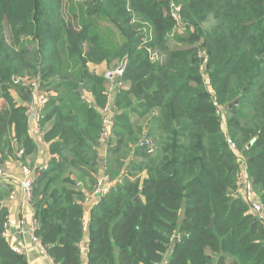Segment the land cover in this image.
Returning a JSON list of instances; mask_svg holds the SVG:
<instances>
[{
    "label": "trees",
    "instance_id": "obj_1",
    "mask_svg": "<svg viewBox=\"0 0 264 264\" xmlns=\"http://www.w3.org/2000/svg\"><path fill=\"white\" fill-rule=\"evenodd\" d=\"M125 56L87 264H264V230L238 192L241 159L264 204V0H0V164L36 150L15 98L29 104L36 81L49 158L30 204L47 255L81 264L104 73ZM11 187L0 185V264H27L1 237Z\"/></svg>",
    "mask_w": 264,
    "mask_h": 264
},
{
    "label": "crops",
    "instance_id": "obj_2",
    "mask_svg": "<svg viewBox=\"0 0 264 264\" xmlns=\"http://www.w3.org/2000/svg\"><path fill=\"white\" fill-rule=\"evenodd\" d=\"M93 68L99 75H102L105 71L102 65L93 66ZM15 98L20 105H23L28 110L30 104L22 102L17 96ZM111 98L114 99V95ZM84 100L91 103V99L87 95L84 96ZM29 109V136L36 143V150L33 154L24 156L23 161L15 157L13 160H9L2 165L0 164L4 173V176L0 178V185L12 186L11 188H13V182L22 178L21 165L32 167L34 165L48 164V145L41 140L39 130L38 118L40 113L35 109L34 105L32 107L30 106ZM98 158V175H100L105 172L106 147L103 145L100 146ZM89 195H87V198L90 197ZM86 204L83 207V223L88 226L91 210L96 205V202L90 199ZM6 207L8 211L5 228L7 233L6 242L10 245L11 249L16 248L22 251L26 256L27 264H48L45 254L31 242L30 225L34 217L30 202L26 200L20 191H16L13 199L6 202ZM88 240V230H86L81 244V264H87L88 261ZM169 254V251L165 253V262L168 260Z\"/></svg>",
    "mask_w": 264,
    "mask_h": 264
},
{
    "label": "built area",
    "instance_id": "obj_3",
    "mask_svg": "<svg viewBox=\"0 0 264 264\" xmlns=\"http://www.w3.org/2000/svg\"><path fill=\"white\" fill-rule=\"evenodd\" d=\"M175 14H172L173 18H176V12H178V9H175ZM116 71H107L104 73V78L107 80L110 84L109 88V95L108 100L102 109L103 114V127L101 129L100 135H99V143L106 147L108 145V138H109V128L112 124L111 118L113 116V98L111 96L115 95V92L117 89H125L126 85L117 79ZM29 91L31 95V102L29 103V107L27 112L30 111V106L32 107L34 105L35 109L38 110L40 113L42 109L47 104V95L40 89V84L36 81H32L29 84ZM146 144H148L146 142ZM231 148H233L232 145H230ZM23 156V150H20L17 153V159L20 160V158ZM238 163L240 165V172H239V183H240V189L239 194L241 198L243 199L244 203L247 206L248 213L254 217L255 220H257L262 229L264 230V204L261 202L258 195L253 190V187L248 179V176L246 174V169L244 167L243 161L241 159H238ZM47 168V164L44 165H34L32 167H29L28 165H21V174L22 178L20 180L14 181V187L13 190H11L9 195V200L13 199L15 192L20 191L23 196L26 198L27 201L30 202L31 200V191H32V184L36 178V176L43 170ZM4 176L3 170L0 167V178ZM111 180L108 177V175L104 172L100 175H98L95 186L93 188L92 193L89 195L90 197H86L83 202V207L86 206L90 199L94 200L96 204L98 201H100L102 198H104L106 195H108L110 188H111ZM37 228V223L35 220L31 222L30 225V231H31V242L37 246L44 254L47 259L48 264H55L52 259L47 255L45 247L41 244V242L38 240V238L35 236V231ZM88 226L83 223V230L86 231ZM1 237L3 239H7V233L6 230H4L1 233ZM81 247V244H80ZM13 252L17 254H23L22 251L14 248L12 249ZM170 252V249L168 250Z\"/></svg>",
    "mask_w": 264,
    "mask_h": 264
},
{
    "label": "water",
    "instance_id": "obj_4",
    "mask_svg": "<svg viewBox=\"0 0 264 264\" xmlns=\"http://www.w3.org/2000/svg\"><path fill=\"white\" fill-rule=\"evenodd\" d=\"M126 62H127V57L125 56V57L122 59V61H121L120 65H119V67H118L117 70H116V74H117V75H119V76L122 75V73H123V71H124V69H125ZM237 102H238V99H236L235 101L231 102V103L228 105V108H229V109L233 108L234 106L237 105ZM212 224H213V222H212V220H211V225H210V227H212Z\"/></svg>",
    "mask_w": 264,
    "mask_h": 264
}]
</instances>
